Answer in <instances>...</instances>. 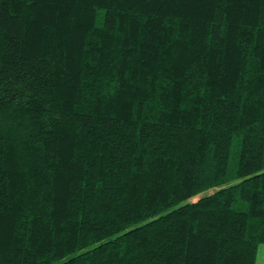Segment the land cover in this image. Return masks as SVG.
<instances>
[{
    "label": "trees",
    "instance_id": "trees-1",
    "mask_svg": "<svg viewBox=\"0 0 264 264\" xmlns=\"http://www.w3.org/2000/svg\"><path fill=\"white\" fill-rule=\"evenodd\" d=\"M261 243L264 0H0V264Z\"/></svg>",
    "mask_w": 264,
    "mask_h": 264
},
{
    "label": "rangeland",
    "instance_id": "rangeland-1",
    "mask_svg": "<svg viewBox=\"0 0 264 264\" xmlns=\"http://www.w3.org/2000/svg\"><path fill=\"white\" fill-rule=\"evenodd\" d=\"M212 190H209L207 192L203 193H209ZM203 193L196 195L195 197L192 198V200H196L199 198ZM255 264H264V243H261L258 245L257 250H256V262Z\"/></svg>",
    "mask_w": 264,
    "mask_h": 264
}]
</instances>
